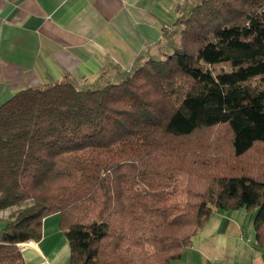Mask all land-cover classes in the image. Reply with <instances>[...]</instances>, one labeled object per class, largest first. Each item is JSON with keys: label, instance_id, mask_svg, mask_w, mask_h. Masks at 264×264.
Segmentation results:
<instances>
[{"label": "trees", "instance_id": "16d2710c", "mask_svg": "<svg viewBox=\"0 0 264 264\" xmlns=\"http://www.w3.org/2000/svg\"><path fill=\"white\" fill-rule=\"evenodd\" d=\"M156 53L0 104V264L58 213L70 264H170L214 207L264 248V0H186ZM232 63L218 73L213 65ZM110 68H116L113 79ZM258 78L259 85L251 84Z\"/></svg>", "mask_w": 264, "mask_h": 264}, {"label": "crops", "instance_id": "0c3cea01", "mask_svg": "<svg viewBox=\"0 0 264 264\" xmlns=\"http://www.w3.org/2000/svg\"><path fill=\"white\" fill-rule=\"evenodd\" d=\"M186 0H0V104L18 90L72 74L97 79L105 64L129 69L156 53L163 26ZM13 210L0 209V226ZM255 211L214 208L181 257L170 264H264ZM42 237L19 243L27 264H70L59 214L43 220Z\"/></svg>", "mask_w": 264, "mask_h": 264}, {"label": "rangeland", "instance_id": "374dc122", "mask_svg": "<svg viewBox=\"0 0 264 264\" xmlns=\"http://www.w3.org/2000/svg\"><path fill=\"white\" fill-rule=\"evenodd\" d=\"M113 65L112 63L110 64V66ZM232 68V63L230 62H220V63H216L213 65V69L215 73H218L220 71L223 70H228ZM116 75V68H110V71L108 72L107 76L110 79H113ZM97 79L95 80H91L90 82H85L88 85H91L92 83H94ZM260 80L258 78L254 79L251 81V84H257L259 85Z\"/></svg>", "mask_w": 264, "mask_h": 264}, {"label": "water", "instance_id": "95a60500", "mask_svg": "<svg viewBox=\"0 0 264 264\" xmlns=\"http://www.w3.org/2000/svg\"><path fill=\"white\" fill-rule=\"evenodd\" d=\"M216 209V207H214Z\"/></svg>", "mask_w": 264, "mask_h": 264}]
</instances>
